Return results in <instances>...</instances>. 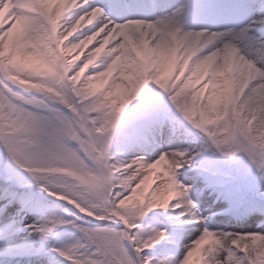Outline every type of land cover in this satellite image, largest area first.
<instances>
[{"label": "clouds", "instance_id": "1", "mask_svg": "<svg viewBox=\"0 0 264 264\" xmlns=\"http://www.w3.org/2000/svg\"><path fill=\"white\" fill-rule=\"evenodd\" d=\"M0 157L56 264H264V0H0ZM205 161L255 191L203 210Z\"/></svg>", "mask_w": 264, "mask_h": 264}, {"label": "trees", "instance_id": "2", "mask_svg": "<svg viewBox=\"0 0 264 264\" xmlns=\"http://www.w3.org/2000/svg\"><path fill=\"white\" fill-rule=\"evenodd\" d=\"M170 129L167 125L164 128L165 131ZM234 168V167H233ZM9 175H14V173L6 168L4 158L3 165L1 167V179H0V209H4V205L8 203L9 200L12 203L4 211H13V213H18L20 209V204L29 201L35 202L36 197L42 196V194L36 192L35 189L30 191L23 189L17 183L6 182L5 177ZM236 176L237 174L233 169L222 161H205L201 164V167L197 171L189 172L181 179L186 184H194L197 189H203V194L199 196V203L203 210L220 212L221 210L228 208L229 205L238 206L240 205L242 198V191L247 192L249 195L255 191V182L248 176V178L241 180L237 185L235 182L229 179V176ZM238 176V175H237ZM5 189H10L11 193L15 196L14 199L5 198ZM239 189V191L237 190ZM215 202V203H214ZM32 215H26L29 217ZM24 217V218H25ZM33 217V216H32ZM225 217H217V221L212 224V226L218 227L223 226V220ZM231 227V230L236 231H251L253 228L251 222L243 228L239 226ZM194 237V234H193ZM190 237V238H193ZM62 242V241H61ZM27 250L30 251L31 245L28 242ZM31 252V251H30ZM48 252L47 248H44L40 253ZM57 257L54 253H49L46 256L38 258L36 264H56Z\"/></svg>", "mask_w": 264, "mask_h": 264}, {"label": "rangeland", "instance_id": "3", "mask_svg": "<svg viewBox=\"0 0 264 264\" xmlns=\"http://www.w3.org/2000/svg\"><path fill=\"white\" fill-rule=\"evenodd\" d=\"M163 134L164 137L167 138L170 134V130L163 132ZM230 168L233 169L238 176L230 175L229 179L237 185L241 182V180L248 178L241 168ZM237 190L239 191V189ZM242 195L246 196L249 194L242 191ZM233 207L238 208V206ZM32 219V216L25 217L24 223H31ZM17 221L18 217L16 213H13L11 210L4 211V209H0V254L8 256L9 264H36V261L38 260L37 258L41 256L26 251L28 243L26 240L27 234L15 231L14 224ZM0 264H3V260H0Z\"/></svg>", "mask_w": 264, "mask_h": 264}, {"label": "snow or ice", "instance_id": "4", "mask_svg": "<svg viewBox=\"0 0 264 264\" xmlns=\"http://www.w3.org/2000/svg\"><path fill=\"white\" fill-rule=\"evenodd\" d=\"M19 183V180L17 181ZM5 198L14 199L15 196L11 193L10 189H5Z\"/></svg>", "mask_w": 264, "mask_h": 264}, {"label": "bare ground", "instance_id": "5", "mask_svg": "<svg viewBox=\"0 0 264 264\" xmlns=\"http://www.w3.org/2000/svg\"><path fill=\"white\" fill-rule=\"evenodd\" d=\"M0 159H1V157H0Z\"/></svg>", "mask_w": 264, "mask_h": 264}]
</instances>
